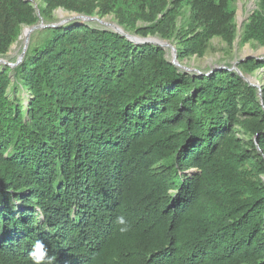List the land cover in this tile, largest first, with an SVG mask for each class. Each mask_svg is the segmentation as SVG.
Here are the masks:
<instances>
[{
    "label": "trees",
    "instance_id": "obj_1",
    "mask_svg": "<svg viewBox=\"0 0 264 264\" xmlns=\"http://www.w3.org/2000/svg\"><path fill=\"white\" fill-rule=\"evenodd\" d=\"M40 1L39 15L0 0V55L61 7L170 38L182 4ZM188 3L180 60L214 37L232 46L238 0ZM42 34L16 67L0 64V264H32L37 240L55 264H264V84L260 95L230 66L183 71L164 48L81 20ZM250 41L264 46V0L243 27ZM238 66L247 76L264 57Z\"/></svg>",
    "mask_w": 264,
    "mask_h": 264
},
{
    "label": "rangeland",
    "instance_id": "obj_2",
    "mask_svg": "<svg viewBox=\"0 0 264 264\" xmlns=\"http://www.w3.org/2000/svg\"><path fill=\"white\" fill-rule=\"evenodd\" d=\"M32 2L34 3L38 11V14L40 15L39 5L41 4V1L32 0ZM257 3L258 0H238L237 12L235 17V23L237 26V35L233 41L232 46H229L222 38L214 37L212 40L209 41L208 48L204 56L193 55L183 60H180L178 56L177 37L179 36L178 35L179 31L183 30L182 28L186 26L187 22L190 19L191 6L188 3V0H182L181 7L179 8L178 17L175 21L176 23V25L174 26L175 28L170 27L169 29L170 31L172 30V32L173 29H175L174 35L170 38L163 37L160 32H156V33L150 32L147 34H143L135 29H131V28L126 29L123 25L120 24L117 13L110 12L108 14L102 15L99 12V8H96L95 13H93L92 15H88L90 17H93V19L89 20L88 22L94 27L106 28L110 30H113L114 28L113 25H118L121 27L122 31H124L126 34L130 35L131 37L137 39H141V38L154 39L156 40V42L159 43L160 47L166 50V55L170 59V61H173L174 56L176 55L179 64L183 66V68L181 66H177L181 70L186 72L202 73L217 68H223L225 66H230V67L238 66V62L240 60H244L249 56L264 57V46H260L254 41H250L246 43L242 42L243 27L245 23L248 21L250 15L257 8ZM126 5L127 4H124L123 6L124 9L127 8ZM81 14L83 13L70 11L61 7L53 11L52 18L44 19L43 17H41L39 22H37V24H34V25H39V27L31 32L30 40L27 47L25 42L26 39L22 37L23 30L26 27L30 28L34 25L32 26L23 25L18 39L11 45L10 49L5 55H0V60L2 61V62L0 61V64L8 65L11 68H14L15 66H11V65L20 62L24 54L26 55L27 51L29 50V47L31 46L34 47L43 42L45 37L42 33L46 28H48L44 26L51 25L56 22L68 20L74 15L79 16ZM162 17L163 16L159 14L158 18L153 22L142 18L137 19L136 25L139 28L142 27L143 29H146L149 28L152 24L154 23L156 24V22H158L159 19H162ZM185 29H187V27ZM247 77L249 79H252V81L250 80L251 82L262 86L264 84V69H258L254 73L248 74ZM15 96L17 98L20 97L22 100H25L26 103L28 98V93L20 89V91H17V93H15Z\"/></svg>",
    "mask_w": 264,
    "mask_h": 264
},
{
    "label": "water",
    "instance_id": "obj_3",
    "mask_svg": "<svg viewBox=\"0 0 264 264\" xmlns=\"http://www.w3.org/2000/svg\"><path fill=\"white\" fill-rule=\"evenodd\" d=\"M28 1H32V0H28ZM92 19H93V17H90V16H88V15H83V14H81V15H79L77 18H70V19H68V20H64V21L56 22V23H54V24L47 25V26H44V27H56V26H58V25H62V24H65V23H67V22L75 21V20H81V21H83V22H88L89 20H92ZM38 27H39V25H34V26L30 27L31 32H32L33 30H35L36 28H38ZM112 31H114V32H116V33H120V34H122V35L128 37L130 40H132V41H134L135 43H138V44H139V43H150V44L159 45V43L156 42V40H154V39H149V38H141V39H137V38L131 37L130 35L126 34L124 31H122V29H121L120 26L117 27V28L114 27ZM31 32L29 33V35L27 36V38H26V40H25V42H26V47L28 46V43H29V40H30V34H31ZM159 46H160V45H159ZM24 56H25V54H24ZM24 56H23L22 60L24 59ZM249 57H253V56H249ZM249 57H247V58H249ZM22 60H21V61H22ZM21 61H20V62H21ZM242 61H243V60H242ZM1 62H2V61H1ZM20 62H18L17 64H12L11 66H15V67H16ZM171 62H172L174 65H176V66H181V67L183 68V66L179 64L176 55L174 56V60L171 61ZM232 68H233L234 70H236L241 76H243V77L245 78V80H246L247 82H249L252 86H256V87H258V88L260 89V95L262 94L261 86L255 84V83H253V82H251L250 79H249L247 76H245V75L241 72V70L239 69V66H235V67H232ZM214 70H216V69H214Z\"/></svg>",
    "mask_w": 264,
    "mask_h": 264
},
{
    "label": "clouds",
    "instance_id": "obj_4",
    "mask_svg": "<svg viewBox=\"0 0 264 264\" xmlns=\"http://www.w3.org/2000/svg\"><path fill=\"white\" fill-rule=\"evenodd\" d=\"M117 223L121 226L120 232H127L129 223L125 216L121 215L117 218ZM32 264H55L56 258L49 254V250L43 241L37 240L30 252Z\"/></svg>",
    "mask_w": 264,
    "mask_h": 264
},
{
    "label": "bare ground",
    "instance_id": "obj_5",
    "mask_svg": "<svg viewBox=\"0 0 264 264\" xmlns=\"http://www.w3.org/2000/svg\"><path fill=\"white\" fill-rule=\"evenodd\" d=\"M78 17V15H74V16H72L71 18H77ZM41 23V22H40ZM112 24V23H111ZM110 24V25H111ZM114 27H119L118 25H113ZM31 32V30H30V28H28V27H26L24 30H23V34H22V37L24 38V39H26L27 38V36L29 35V33ZM1 61V60H0ZM251 81H252V79H250Z\"/></svg>",
    "mask_w": 264,
    "mask_h": 264
}]
</instances>
